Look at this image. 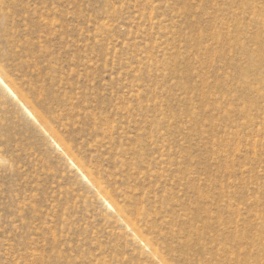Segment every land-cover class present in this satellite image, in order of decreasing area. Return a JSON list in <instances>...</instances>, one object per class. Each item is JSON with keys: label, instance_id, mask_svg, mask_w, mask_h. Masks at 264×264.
<instances>
[{"label": "rangeland", "instance_id": "374dc122", "mask_svg": "<svg viewBox=\"0 0 264 264\" xmlns=\"http://www.w3.org/2000/svg\"><path fill=\"white\" fill-rule=\"evenodd\" d=\"M0 78V264H264V0H0Z\"/></svg>", "mask_w": 264, "mask_h": 264}, {"label": "bare ground", "instance_id": "6f19581e", "mask_svg": "<svg viewBox=\"0 0 264 264\" xmlns=\"http://www.w3.org/2000/svg\"><path fill=\"white\" fill-rule=\"evenodd\" d=\"M0 84H3V86H4V82H3V80L0 78ZM7 88V87H6ZM14 88V87H13ZM11 89V88H10ZM16 89V88H15ZM14 89V90H15ZM7 90H8V88H7ZM17 90V89H16ZM10 92V91H9ZM12 95V94H11ZM20 95V94H19ZM22 95V94H21ZM20 95V96H21ZM14 96V95H13ZM18 101V100H17ZM23 107V106H22ZM24 108V107H23ZM27 111V110H26ZM38 115V114H37ZM38 120V119H37ZM43 120V119H42ZM43 126V125H42ZM40 127V126H39ZM41 128V127H40ZM43 131V130H42ZM45 133V132H44ZM47 134V133H46ZM52 138V137H51ZM84 181V180H83ZM91 181V180H90ZM89 181V183H91ZM93 184H94V182H92ZM90 185V184H89ZM94 186V185H93ZM95 187V186H94ZM102 191V190H101ZM99 192V191H98ZM100 193V192H99ZM102 198V197H101ZM99 202V201H98ZM110 206H108V208H109ZM119 212V211H118ZM119 213H121V212H119ZM127 227H129L128 225H127ZM132 238L133 239H135V240H137V242L139 243V244H141V245H143L142 243H143V240H142V238H141V236H140V234H137L136 232H134L133 233V235H132ZM149 241V240H148ZM149 246V245H148ZM147 249V248H146ZM148 250V249H147ZM149 252V251H148ZM153 254H154V251H153ZM157 254V253H156ZM152 256V255H151ZM155 257V256H154ZM158 259V258H157Z\"/></svg>", "mask_w": 264, "mask_h": 264}]
</instances>
